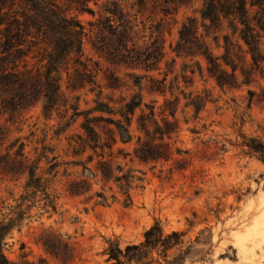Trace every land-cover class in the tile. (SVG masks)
<instances>
[{
	"label": "trees",
	"instance_id": "16d2710c",
	"mask_svg": "<svg viewBox=\"0 0 264 264\" xmlns=\"http://www.w3.org/2000/svg\"><path fill=\"white\" fill-rule=\"evenodd\" d=\"M90 1L96 9L88 6ZM191 2L0 0V108L14 112L40 102L46 120L60 107H64L66 114L72 111L53 131L57 145L46 143L47 131H44L37 140L40 147L34 146L32 152L25 151V144L18 137L0 155V173L11 180L16 176L25 178L18 203L0 219V264H48L41 257L36 262L29 260L27 253L20 254L19 260H11L4 254V246L12 230L19 231L24 219L30 217L27 214L36 197L45 200V207L55 210L57 197L48 190L58 176L67 179L64 191L70 197L94 199L96 205L102 206L122 198L128 205L132 201L131 190L142 188L144 182L145 173L134 167L135 162L154 166L171 160L174 153L189 157L200 153V159L214 160L227 151L229 144L264 164V141L241 131L236 141L214 134L201 142L204 148L194 153L173 147L170 142L179 132L176 112L180 98L172 93V98H166V76L157 79L149 72L158 69L165 56L163 25L166 17L176 15L180 7ZM246 4L247 0H203L197 10L198 18L186 16L181 22L171 51L191 62L183 63L184 83L197 74L213 80L220 89L238 90L244 86L249 109L254 104L264 105V84L258 81L264 79V0L248 1L251 7H256L252 14ZM84 13L92 17L85 23L79 19ZM157 15L160 17L156 20ZM27 41L42 46L37 54L38 66L34 68H28L23 60L26 57L23 45ZM86 44L108 64L104 70L89 68ZM213 47L222 48L223 52L216 55ZM70 63L73 73L68 75L67 89L77 92L88 88L93 92L94 105L90 108L80 110L79 95L72 96L74 102H71L61 90V72L68 69ZM110 67L144 71L143 74H124L136 90L116 97V90L129 85L128 80L124 81ZM99 70L104 76L102 85L96 80ZM142 80L150 82L145 85L148 94L163 97L161 104L157 105V100H144ZM171 85L172 89L173 81ZM251 85H257L258 90L250 88ZM104 90L109 93L104 94ZM180 93L184 107L190 108L194 117L208 103L214 102L211 89L206 87L200 91L180 90ZM78 117H82L78 131L67 135L66 131ZM62 135L66 141L63 153L69 158L66 160L56 151ZM6 136L7 130L0 126V144ZM125 146H130L131 150H126ZM94 185L99 188L93 189ZM181 236L179 231L164 233L160 223L155 221L145 230L141 242L121 249L117 242L111 241L106 254L111 264H150L153 250L165 260L167 252L182 243ZM35 243L60 264H70L76 258L69 238L51 228L42 229Z\"/></svg>",
	"mask_w": 264,
	"mask_h": 264
},
{
	"label": "rangeland",
	"instance_id": "374dc122",
	"mask_svg": "<svg viewBox=\"0 0 264 264\" xmlns=\"http://www.w3.org/2000/svg\"><path fill=\"white\" fill-rule=\"evenodd\" d=\"M248 1L246 7L252 14L256 7H251ZM202 2L203 0H192L191 4L180 7L176 15L166 17L163 25L165 56L159 68L149 72L157 79L166 76V98H172L171 93L180 98L176 112L179 132L170 142L173 147L189 149L194 153L204 148L201 142L214 134L236 141L239 140L237 134L241 131L247 136H257L264 141V105L254 104L248 109L246 87L238 90L220 89L213 80L197 74L192 76V80H187V83L182 79L183 63L189 65L191 62L177 57L171 51V45H175L177 30L185 17L198 18L197 10ZM88 6L96 9L92 1ZM159 17L157 15L156 20ZM79 19L85 23L92 17L84 13ZM199 31L203 33L202 27H199ZM224 32H228L227 29ZM219 41L223 43L221 38ZM27 42L23 45L26 54L23 60L28 68H34L38 66L37 54L42 46ZM262 51L264 52V46ZM213 52L220 55L223 49L213 47ZM85 55L91 70H104L108 66L91 51L88 44L85 45ZM262 65L264 71V64ZM67 68L62 70L60 81L64 96L74 102L71 97L79 95L80 110L92 107L95 94L89 92L88 88L77 92L67 89L68 75L73 73L72 64ZM110 68L124 81L128 80L129 87L116 90V97L136 90L131 79L124 76L125 73H144L142 70L132 71L122 67ZM100 70L96 74V80L102 85L104 76ZM186 75L191 77L188 72ZM172 81L175 85L171 89ZM258 81L260 85L264 84V79ZM147 84H150L148 80H142L144 100H157V105L161 104L163 97L148 94L145 88ZM203 87L211 89L214 102L208 103L194 117L192 110L184 107L180 90L200 91ZM250 88L258 90L257 85H251ZM103 93L109 92L104 90ZM71 113L68 110L66 114L64 107H60L46 120L41 113L40 102L31 107L18 108L14 112L0 108V126L7 130V136L0 144V155L18 137L24 142L25 151L32 152L34 146L40 147L37 140L43 136L44 131H47L46 143L57 145L52 137L53 131ZM81 120L82 117H78L66 134L78 131ZM63 136L56 151L66 160L69 158L63 153L66 142ZM226 146L227 151L214 160L200 159V153L192 157L174 153L171 160L158 162L154 166L135 162L134 167L145 173L144 182L142 188L131 190L132 201L128 205L123 203L122 198L102 206L96 205L94 199L85 201L84 197H70L64 191L67 179L58 176L48 190L57 197L55 210L45 207V200L36 197L27 214L30 217L24 219L19 231L15 228L6 237L4 254L11 260H19L20 254L27 253L29 260L36 262L41 257L48 264H60L35 243L42 229L51 228L64 238L68 237L73 244L76 258L70 264H111L112 261L108 260L106 254L109 242H117L121 249L127 244H137L143 240L145 230L158 221L164 233L181 232L182 243L168 251L165 260L159 252L153 250L150 254L153 261L150 264H264V164L255 157L244 154L238 147L229 144ZM125 149L131 150V147L125 146ZM24 182V176H16L11 180L0 173V219L10 207L18 203ZM98 188L99 185L93 186V189Z\"/></svg>",
	"mask_w": 264,
	"mask_h": 264
}]
</instances>
